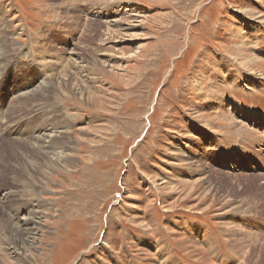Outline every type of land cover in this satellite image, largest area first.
<instances>
[{
  "label": "rangeland",
  "instance_id": "1",
  "mask_svg": "<svg viewBox=\"0 0 264 264\" xmlns=\"http://www.w3.org/2000/svg\"><path fill=\"white\" fill-rule=\"evenodd\" d=\"M0 17V194L45 206L33 264H264V0H0ZM50 128L78 167L39 158ZM10 216L0 264H23Z\"/></svg>",
  "mask_w": 264,
  "mask_h": 264
},
{
  "label": "bare ground",
  "instance_id": "2",
  "mask_svg": "<svg viewBox=\"0 0 264 264\" xmlns=\"http://www.w3.org/2000/svg\"><path fill=\"white\" fill-rule=\"evenodd\" d=\"M79 1V0H78ZM82 4V3H80ZM82 6V5H81ZM2 9V8H1ZM5 9V8H4ZM57 9V8H56ZM53 10V9H52ZM2 11V10H1ZM6 12V11H5ZM107 12V11H106ZM104 12L103 14V18L104 19H110L111 18H114V14L113 13H106ZM135 15V14H133ZM132 15V16H133ZM96 17H99L97 16L96 14L94 15ZM129 16V15H128ZM138 17H128L126 19L127 23H122V20H114V21H109V22H106L107 23V27H108V31L116 36L117 34L119 33H122L120 38H126V37H129L131 36L128 35L126 36V33H128V31H131V29H134L135 27L137 26H129V27H126V25L128 26V22H134L135 19H137ZM8 19V18H7ZM17 19V18H16ZM22 19V18H21ZM21 19H18L21 20ZM6 22V20H5ZM9 22V21H8ZM13 22L11 21V24ZM8 24V23H7ZM6 24V25H7ZM4 25V22L1 21V17H0V28ZM5 26V25H4ZM12 26V25H11ZM24 26V25H23ZM128 28V29H127ZM15 29V28H14ZM12 32V31H11ZM20 32L23 33V28L20 27ZM20 33V34H21ZM39 34V33H38ZM129 34V33H128ZM113 36V39H115ZM42 37V35H41ZM37 38V37H36ZM124 38V39H125ZM11 39V38H10ZM39 39V38H38ZM119 42H122L121 40H107L106 41V44H117ZM14 43V42H13ZM16 44V43H15ZM22 44V43H21ZM5 45V44H4ZM14 45V44H13ZM17 45V44H16ZM15 45V46H16ZM79 45V44H78ZM12 46V45H11ZM10 46V47H11ZM41 46V45H40ZM18 47V46H17ZM20 47V46H19ZM42 47V46H41ZM12 48V47H11ZM43 48V47H42ZM19 49V48H18ZM12 50V49H11ZM14 50V49H13ZM74 51H76V49H73ZM73 50L69 51L71 52V57L73 58L74 56H78V53L74 52ZM7 52V51H6ZM5 52V53H6ZM35 52V51H34ZM33 52V53H34ZM5 53L3 52V49L0 50V56L2 55H5ZM69 54V53H68ZM50 56V55H49ZM2 58V57H1ZM71 58V59H72ZM248 58V57H247ZM255 58V57H254ZM238 59V58H237ZM44 60V59H42ZM257 60V59H256ZM48 61V60H47ZM50 61V60H49ZM48 61V62H49ZM1 63V62H0ZM257 63H261V62H257ZM58 64V63H57ZM258 65L256 64V62H254V59L251 61V60H248L246 59V65ZM4 65V64H2ZM1 65V66H2ZM6 65V64H5ZM248 67V66H247ZM2 68V67H1ZM249 68V67H248ZM251 71H253L252 68H250ZM57 71V70H56ZM59 72V70H58ZM60 73V72H59ZM58 73V74H59ZM254 73V72H253ZM61 75V74H60ZM53 76V75H52ZM50 75V77H52ZM231 78V76H230ZM58 79V78H57ZM62 80H64V77H62ZM52 83V82H50ZM45 81L44 79H39L37 81V83L35 84L36 87L33 88V90L31 91V93H35L36 95H41L40 97H45V93H44V89H43V86L45 85ZM53 84V83H52ZM50 84V85H52ZM60 84V83H59ZM34 85V86H35ZM49 85V86H50ZM33 86V87H34ZM48 87V84L45 85V87ZM224 86V85H223ZM59 87V86H58ZM50 88V87H49ZM57 88V87H56ZM48 89V88H47ZM43 90V91H42ZM58 90V89H57ZM47 91V90H46ZM50 91V90H49ZM54 91V90H52ZM264 92V91H263ZM24 93L21 92L20 94H18L17 96H21L23 95ZM48 94V93H47ZM58 94V93H57ZM65 95V94H64ZM69 95V94H68ZM54 97V94L52 95ZM70 96V95H69ZM37 97V96H36ZM21 98V97H20ZM28 98V97H26ZM41 99V98H39ZM39 99H36L35 101L39 100ZM51 99V98H50ZM30 100V98H29ZM43 100V99H42ZM22 101V100H21ZM33 100V102H35ZM41 101V100H40ZM46 101V100H45ZM44 101V102H45ZM49 101V100H48ZM224 101V100H223ZM31 102V103H33ZM24 103H29L28 102H24ZM47 103V102H46ZM45 103V104H46ZM51 103V102H49ZM20 104V103H18ZM30 104V103H29ZM29 104H26V105H29ZM39 104V103H38ZM37 104V105H38ZM44 104V105H45ZM15 105V104H14ZM17 105V103H16ZM24 105V104H23ZM25 105V107H27ZM36 105V103L34 104ZM41 105V104H40ZM49 105V104H48ZM238 105V104H237ZM32 106V105H31ZM42 106V105H41ZM40 106V107H41ZM54 106V105H53ZM57 106V105H56ZM225 106V105H224ZM19 107V106H18ZM24 107V106H23ZM33 107H36V106H33ZM32 109V108H31ZM29 109V110H31ZM44 109V108H43ZM33 110V109H32ZM56 110V109H55ZM63 110V109H62ZM217 110L214 109V113H216L215 111ZM233 110V108L229 107L226 111L224 110H221L219 114H222V116L224 118H226L227 120L229 119H232L231 117H229L228 115V111H231ZM21 111V110H20ZM26 112V111H25ZM34 112V111H33ZM41 112V111H40ZM39 111L37 113H40ZM61 112V111H60ZM223 112V113H222ZM36 113V112H35ZM43 113V112H42ZM47 113V112H46ZM225 113V114H224ZM14 114V113H13ZM50 114V113H49ZM52 114V112H51ZM45 115V114H44ZM61 115V114H60ZM216 115V114H215ZM49 116V115H47ZM52 116V115H51ZM259 116V115H258ZM64 117V116H63ZM197 117V116H196ZM218 117V116H217ZM260 117V116H259ZM42 118V117H41ZM51 118V117H49ZM47 118V119H49ZM65 118V117H64ZM222 120H226L222 117H219ZM253 118V117H251ZM226 120V121H227ZM228 120V121H229ZM254 120H260V122L258 123H261L264 121V116H261L259 119H256V117H254ZM43 123V122H42ZM64 124V123H63ZM67 125V124H66ZM53 126V125H52ZM242 127V125H241ZM240 127V133L242 135L241 138L243 137H247L246 133H244V128L242 129ZM65 128V127H64ZM68 128V127H67ZM248 128V127H247ZM61 129V128H60ZM11 130V129H10ZM10 130L8 131L10 133ZM68 130V129H67ZM50 131L51 133L50 134H47V132ZM61 131V130H60ZM239 131V130H238ZM237 131V132H238ZM62 132V131H61ZM61 132H59V130L57 129H53V128H50V129H42V130H39L37 131L36 133H33V137H30L29 138V141L32 142L30 145L35 147L36 148V151L38 152L39 154V158L40 156L44 155L46 158H50L49 159V162L51 163V165L54 167V172L59 168H64L66 169L67 171L69 169H73L75 168L77 165L75 163V158H74V152L71 153V149L72 147L68 146L67 144L64 145V142H61L60 141V144H57L55 142V139L56 138H60L61 137ZM13 133H16V131L13 130ZM66 134V133H65ZM31 136V135H30ZM198 136V135H197ZM28 138V137H27ZM199 140L200 141H205V139H203L201 137V135L198 136ZM245 140V139H244ZM79 139H78V145H79ZM14 142V141H13ZM20 142V141H19ZM27 143V142H26ZM81 145V143H80ZM29 146V144H28ZM74 151V148L72 149ZM35 151V152H36ZM77 151V150H76ZM46 155H49L51 157H47ZM37 156V155H36ZM174 157V156H173ZM181 158V157H180ZM0 159H1V156H0ZM34 159V158H33ZM42 160V158H41ZM92 160V158H90V161ZM188 161H190L189 159H187ZM192 164V163H190ZM188 165V164H187ZM42 165L39 164V162L35 159L34 162L30 163L29 166L27 167L28 169V175H30V177H32V179L36 180L37 177L35 176H40L41 174V170H43V168L41 167ZM47 166V165H46ZM41 167V168H40ZM78 167V166H77ZM211 169V168H210ZM49 170V169H48ZM44 172V171H43ZM193 172V171H192ZM58 173V172H57ZM200 174V173H199ZM35 175V176H34ZM44 175V174H43ZM27 181H30L28 178L26 179ZM170 180V179H169ZM26 182V181H25ZM166 182V181H165ZM29 184L31 185L32 183H27L26 182V185L29 186ZM26 185L24 186V190L26 189ZM35 185L33 184L32 188L34 187ZM263 186V185H262ZM9 190V189H8ZM21 190V189H20ZM10 191V190H9ZM25 192V191H24ZM30 192V195H34L36 192L32 189L29 191ZM19 192H5L3 191L1 194H0V207L8 214H10L12 217V222L10 223V234L13 238L11 237H5L6 240H5V244L3 245L5 248V251L7 254H9L10 258L12 257L14 260L18 261L19 263H23V264H33L32 263V259L34 258V250L37 248L36 244H39V242H41L42 239H44V235L45 233L47 232H44L43 229L47 226V218L46 216L44 215L45 214V209H44V204L43 205H38L37 203H34L35 206L32 204L33 202L31 201V199H26L29 203L27 204L26 202L27 201H24L25 198L29 195L28 192L24 193L23 195H20ZM40 194L44 193V192H39ZM260 193V192H259ZM26 194V195H25ZM13 201H21V203L15 208L16 206V203L12 204ZM25 202V203H23ZM32 202V203H31ZM40 203V202H38ZM12 204V205H11ZM41 204V203H40ZM59 212V216L56 218V221H59L61 218H62V211L58 210ZM44 219L45 218V224H43L41 222V219ZM63 219V218H62ZM11 220V219H10ZM55 221V222H56ZM53 222V221H52ZM226 226V225H225ZM224 226V227H225ZM227 227V226H226ZM55 230L57 231V229L55 228ZM42 232V236H39V233ZM210 245V244H209ZM213 248V247H212ZM247 248V247H246ZM237 251V250H236ZM245 252V251H244ZM248 252V251H246ZM243 253V252H242ZM6 254V255H7ZM240 255V253L238 254ZM245 255V253H244ZM249 257V256H248ZM243 258V257H242ZM246 259V257H244ZM35 260V259H34ZM245 261V260H244ZM248 261V260H247ZM37 264V263H36ZM47 264V263H45Z\"/></svg>",
  "mask_w": 264,
  "mask_h": 264
},
{
  "label": "crops",
  "instance_id": "3",
  "mask_svg": "<svg viewBox=\"0 0 264 264\" xmlns=\"http://www.w3.org/2000/svg\"><path fill=\"white\" fill-rule=\"evenodd\" d=\"M215 112H216V114H219L220 113L218 110H216ZM213 113H214V111H213Z\"/></svg>",
  "mask_w": 264,
  "mask_h": 264
}]
</instances>
